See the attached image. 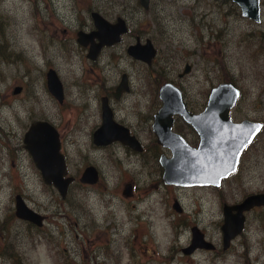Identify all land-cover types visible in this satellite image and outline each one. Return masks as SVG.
I'll list each match as a JSON object with an SVG mask.
<instances>
[{"label":"rangeland","instance_id":"rangeland-1","mask_svg":"<svg viewBox=\"0 0 264 264\" xmlns=\"http://www.w3.org/2000/svg\"><path fill=\"white\" fill-rule=\"evenodd\" d=\"M90 11L128 23V34L97 61L110 68V82L128 75L132 89L119 103L120 117L137 108L139 96L145 114L154 111L164 81L180 87L194 111L218 82L229 78L239 88L231 119L258 121L262 128L219 187L165 185L157 178L156 162L140 169L121 149L92 145L91 116L89 122L85 118L94 99L82 104L87 85L75 79L89 62L68 39L77 28L92 27ZM40 29L47 34L56 29L57 38L41 39ZM262 32L264 13L254 24L230 0H150L147 11L137 0H0V264H264V208L246 213L243 231L224 250L220 230L222 204L264 190V61L254 54ZM133 34L151 40L156 53L150 66L126 55ZM185 63L190 71L179 78ZM47 67L66 83L62 103L46 89ZM15 86L21 89L13 94ZM93 116L94 124L98 116ZM39 119L58 131L67 174L76 176L64 198L42 181L22 146L27 125ZM147 128L141 131L145 138ZM181 131L193 138L189 130ZM87 163L101 169L90 186L77 181ZM130 177L138 182L124 196ZM16 194L43 216L40 227L14 216ZM174 199L180 213L171 208ZM193 225L214 250L181 252Z\"/></svg>","mask_w":264,"mask_h":264},{"label":"water","instance_id":"water-1","mask_svg":"<svg viewBox=\"0 0 264 264\" xmlns=\"http://www.w3.org/2000/svg\"><path fill=\"white\" fill-rule=\"evenodd\" d=\"M149 0H138L146 8ZM238 7L240 15L254 21H259L258 0H230ZM90 18L94 29L89 33L79 31L77 41L81 45L89 43L88 56L93 58L100 47L110 46L120 41V36L126 32L124 20L117 17L113 22L103 18L95 11H91ZM96 38L97 42L93 39ZM126 52L131 57L149 64L155 55V48L151 41L143 43L136 41L128 45ZM188 65H184L180 75L187 73ZM46 86L51 95L58 101L62 100L60 82L53 70L46 73ZM118 88L117 90H120ZM20 90L15 87L13 93ZM238 96V90L230 82H221L211 88L207 103L199 114L189 113L182 101L179 89L170 82H164L158 91L161 106L154 115L153 131L157 142L171 151V156H160L162 167V181L164 184L176 186H208L217 187L221 179L232 173L243 147L261 129V123L243 120L232 123L228 118V110ZM105 110H103L104 112ZM179 114L190 123L199 133L200 141L197 148L189 147L178 135L170 130L171 115ZM110 114L103 113L102 124L93 132V143L105 145L113 140L129 143V139L110 127ZM24 149L30 155L34 166L40 173L42 181L51 185L61 198L67 193L72 177L67 176V169L63 155L59 151L58 133L54 126L46 120L31 122L22 136ZM134 145V144H133ZM97 180L96 169L86 166L80 174L81 183L93 184ZM127 194V188L123 190ZM264 205V191L246 196L240 202L222 205V248L225 249L230 240L239 234L243 228L244 212L254 206ZM172 208L179 212L176 200ZM16 218L29 222L36 227L43 223L39 213L28 207L23 199L14 197V211ZM212 245L202 239V234L196 227L191 229V241L182 248V252L190 253L195 248H210Z\"/></svg>","mask_w":264,"mask_h":264},{"label":"flooded vegetation","instance_id":"flooded-vegetation-1","mask_svg":"<svg viewBox=\"0 0 264 264\" xmlns=\"http://www.w3.org/2000/svg\"><path fill=\"white\" fill-rule=\"evenodd\" d=\"M232 2V1H231ZM137 3H138V0H137ZM233 3V2H232ZM233 4H235V3H233ZM138 5H139V7L142 9V10H144V11H147L148 9H149V7H150V0L148 1V6L146 7V8H143L139 3H138ZM50 7H51V10H53V6H52V2L50 1ZM258 7H259V21H254V20H251V19H249V18H246V17H244V18H246V19H248L250 22H252V23H254V24H259L260 22H261V20H262V15H263V13H264V11H263V9H264V0H258ZM95 12H97L98 14H100L103 18H105L100 12H98V11H95ZM90 13H91V11L89 12V17H90ZM3 17H5V16H3ZM117 17H120V16H117ZM116 17V18H117ZM243 17V16H242ZM115 18V19H116ZM120 18H122L123 20H124V23H125V25H126V27H127V30H126V32L125 33H123L121 36H120V41L122 40V38L125 36V35H127L128 34V32H129V27H128V23H127V21H126V19L124 18V17H120ZM91 19V18H90ZM106 19V18H105ZM106 20H108V19H106ZM92 22V21H91ZM110 22H113V21H110ZM39 24V23H38ZM94 29V26H93V24H92V27H89V29H87L86 27H82V28H77V30H75L74 32H73V34L72 35H69L68 34V39H71V40H73L74 42H75V44H76V46L79 48V49H82L83 51H85V53H84V55H83V57L86 59V60H88V62H89V65L82 71V73L80 74V75H78V74H76L75 75V79H76V81L77 82H79L80 84H82L83 86H85V85H87L86 86V91L84 92V95H83V100H82V104H86L87 102H89L92 98L94 99V106H92V105H90L89 106V109H88V111L91 113V114H89L88 116H86V118H85V122H89V120L88 119H90V116H91V123H90V127L88 128V131H87V134H89L90 135V137H91V143H92V145L93 146H98V147H101V146H103V147H101V148H105V146H106V148L107 147H111V148H113L112 149V151L111 152H114V150H116V151H118L119 149H121L123 152H124V154H126L127 155V157H132V160L131 161H133L134 163H138L139 164V166H140V169H145V167H146V165H148V164H151V163H155L156 162V166H158V168H156V170L158 171L157 172V178H158V180H160L161 182H162V184H164L163 183V181H162V167H161V165H160V163H159V158H160V156H163V157H165V158H169L170 156H171V151H170V149L168 148V147H165V146H162V145H160L158 142H157V139H156V135H155V133H154V131H153V123H154V115L157 113V111H158V109L160 108V106H161V100L159 99V97H158V91H159V88H160V86L164 83V82H170L172 85H174V86H176L178 89H179V91H180V94H181V98H182V101H183V103L185 104V107H186V109H187V111L189 112V113H193V114H199V113H201L202 111H203V109L205 108V106H206V103H207V98H208V94H209V92H210V90H211V88H213L214 86H212L209 90H208V92H207V94H206V96H205V98H204V100H203V102H202V108H200L199 110H197V111H194V110H191L189 107H188V105L186 104V100L184 99V91H182V89L180 88V87H178L177 85H175L172 81H164V82H162L159 86H158V89H157V98H158V100H159V105L157 106V108L154 110V111H151L150 112V110L151 109H149V112L147 113V114H145V112L142 110V107H140V103H141V101H140V99H141V97L139 96V98H138V101H137V108H133L132 109V111H130V112H128V113H126L125 115H124V117L122 118V117H120L119 115H118V109L120 108L119 107V103H120V101L123 99V97L126 95V94H128L129 92H131V89H132V87H131V85H130V81L128 80V75L126 74V73H121L120 74V76H119V79H118V81H115V82H110L109 81V76H108V72H109V69L110 68H108L105 64H103V65H101V63L100 64H97V61L99 60V58H100V56L102 55V53H103V51H104V49L106 48V47H110V46H112V45H114V44H112V45H110V46H102V47H100L99 48V50L97 51V53L95 54V56L93 57V58H91V57H89L88 56V49H89V43H87L86 45H81V44H79L78 43V41H77V33L79 32V31H82V32H84V33H89V32H91L92 30ZM65 32V30L63 29V34H65L64 33ZM39 34H40V36H41V39H56L57 38V30L56 29H54V30H51L48 34H47V31L45 30L44 32H42V30L40 29V31H39ZM133 36H134V43L136 42V41H138L139 43H143L146 39H149V38H144L143 39V41L137 36V35H135V34H133ZM259 38H260V43H259V46H258V50H255L254 49V54H258V58H262V60L264 61V33L262 32L260 35H259ZM150 40V39H149ZM43 41V40H42ZM93 41L94 42H97V39L96 38H94L93 39ZM120 41H118L117 43H119ZM151 41V40H150ZM74 42H72V41H70L68 44H74ZM116 44V43H115ZM130 44H133V43H130ZM130 44H128V45H130ZM128 45L125 47V53H126V55L128 56V57H130L131 59H133V60H137V61H140V60H138V59H135V58H133V57H131L130 55H128L127 54V52H126V49H127V47H128ZM63 46H65V44H63ZM41 48H43V53H44V59H48V53H46L45 51H44V44L42 43V47ZM257 48V47H256ZM257 51H258V53H257ZM156 53V52H155ZM154 57H155V55H154ZM154 57L151 59V61H150V63L149 64H146L145 62H142V61H140V62H142V63H144L146 66H150L151 64H152V61H153V59H154ZM184 65H188L189 66V70H188V72L187 73H189V71H190V65L188 64V63H185ZM263 66H264V62H263ZM184 67V66H183ZM53 70L54 71V73L56 74V76H57V78H58V80H59V82H60V85H61V89H62V100H61V102H58L53 96V98L58 102V103H62V102H64L65 101V99H66V87H65V84L66 83H64V82H61L60 81V79H59V76H58V74L56 73V71L53 69V68H51V67H47V69H46V71H45V73H44V78H45V76H46V73H47V71L48 70ZM182 70H183V68H182ZM182 70H181V72H182ZM181 72H179V73H177V77H182V76H184L185 74H187V73H185V74H182V75H180L181 74ZM221 82H230V83H232L233 85H234V87L238 90V96H237V98L235 99V101H234V103H233V105L229 108V110H228V118L230 119V121L232 122V123H240L241 121H243V120H247V121H252V120H250V119H247V118H243V119H240V120H233V119H231V117H230V112H231V110H233L234 109V107H235V104H236V102H237V99L239 98V96H240V94H241V92H240V90H239V88L235 85V83L232 81V80H229V78L228 79H225V80H223V81H221ZM221 82H218L216 85H218L219 83H221ZM215 85V86H216ZM45 86H46V78H45ZM15 87H20V86H15ZM15 87H13V89L15 88ZM118 88H121L120 90H117ZM13 89H12V93H13ZM20 89H21V87H20ZM46 89H47V86H46ZM48 90V89H47ZM65 90V91H64ZM20 91V90H19ZM18 91V92H19ZM18 92H16V93H18ZM49 92V91H48ZM16 93H13V94H16ZM50 93V92H49ZM51 94V93H50ZM92 99V100H93ZM103 110H105L104 112H103ZM107 112L110 114V118H109V120H110V123L111 124H109V126L110 127H113L115 130H114V132H116V133H120V134H124L128 139H129V142L132 144V145H130L129 143H122L120 140H113V141H111L110 143H108V144H105V145H96V144H94L93 143V132L102 124V117H103V113H105V114H107ZM94 114H96L97 116H98V120L93 124L92 122V120L94 119ZM171 119H172V122H171V126H170V130H171V132L172 133H174V134H176V135H178L189 147H191V148H197L198 147V144H199V141H200V136H199V133H198V131L190 124V123H188L187 121H185L179 114H173V115H171ZM39 120H43V119H39ZM80 120H83V118L81 117V118H78V121H80ZM35 121V120H34ZM47 121V120H46ZM31 122H33V121H31ZM30 122V123H31ZM49 122V121H48ZM177 122H179L180 124H181V127H183L185 130H189L188 132L192 135V139H189V138H187L186 137V135H184L183 134V132L181 131V127H178L177 126ZM255 122H258V121H255ZM29 123V124H30ZM50 123V122H49ZM140 123H142L141 125H140ZM261 123V122H260ZM28 124V125H29ZM52 124V123H51ZM27 125V126H28ZM53 125V124H52ZM148 125V128H147V132H148V135H146L147 136V138H145V136H144V133H141V131H144V130H146L145 129V127ZM261 125H262V123H261ZM54 126V125H53ZM27 128V127H26ZM55 128V127H54ZM261 128H262V126H261ZM56 129V128H55ZM26 130V129H25ZM57 131V130H56ZM260 131V130H259ZM25 132V131H24ZM57 133H58V131H57ZM257 134V133H256ZM23 136V135H22ZM256 136V135H255ZM254 136V137H255ZM254 137L252 138V140L254 139ZM58 139H59V133H58ZM252 140L247 144V145H245L244 147H243V149H242V151L240 152V154H239V156H238V160H237V165H238V162H239V158H240V156H241V154H242V152L251 144V142H252ZM59 144H60V139H59ZM134 144V145H133ZM23 146V145H22ZM24 147V146H23ZM59 151H60V147H59ZM27 152V151H26ZM151 153L152 154V158H154L155 157V159L152 161V162H150V160H152V159H148V158H150V157H147L146 156V154L147 153ZM60 153L63 155V157H64V161H65V165H66V158H65V155L60 151ZM117 161H121L123 158H122V156H116V158H115ZM116 161V162H117ZM115 162V161H114ZM89 165H91V164H89V163H87V164H85L84 165V167H83V169L86 167V166H89ZM237 165H236V167H237ZM93 166V165H92ZM95 169H96V172H97V180H96V182L100 179V173H101V169L100 168H97L96 166H93ZM66 169H67V166H66ZM82 169V170H83ZM235 170H236V168H235ZM234 170V171H235ZM233 171V172H234ZM232 172V173H233ZM135 173V172H134ZM144 174H145V172H143ZM232 173H230V174H232ZM81 174V173H80ZM80 174H79V176H77V181H78V183L79 184H82V185H87V186H90V185H93V184H87V183H81L80 181H79V177H80ZM137 174V173H136ZM229 174V175H230ZM228 175V176H229ZM67 176H70V177H72V181H71V183L76 179V176H73V175H70V174H67ZM227 176V177H228ZM135 177V176H134ZM134 177H130L129 179H126L125 181H124V186H123V189H122V194L124 195V196H130L131 194H132V192H131V190H132V186L133 185H131L132 183H134V182H138V181H136L135 179H133ZM227 177H225V178H227ZM225 178H223V179H225ZM223 179H221V181L223 180ZM142 181V180H141ZM221 181H220V184H221ZM95 182V183H96ZM70 183V184H71ZM69 184V185H70ZM165 185H167V184H165ZM169 185H171V184H169ZM208 186H212V185H208ZM220 186V185H219ZM219 186H217V187H219ZM69 187V186H68ZM212 187H214V186H212ZM216 187V188H217ZM125 188H127V194L128 195H125L124 193H123V190L125 189ZM67 190H68V188H67ZM264 191V190H263ZM263 191H260V192H263ZM260 192H254V193H260ZM254 193H250V194H254ZM250 194H247V195H245L242 199H244L246 196H248V195H250ZM16 195H19L20 196V194H16ZM15 195V196H16ZM14 196V197H15ZM21 197V196H20ZM22 198V197H21ZM241 199V200H242ZM174 200H176V199H174ZM173 200V201H174ZM241 200H239V201H237V202H234V203H232V204H235V203H238V202H240ZM173 201H172V203H173ZM176 202H177V200H176ZM172 203H171V208H172ZM178 203V202H177ZM225 204V203H224ZM179 205V204H178ZM223 205V204H222ZM227 205H231V204H227ZM179 208H180V211L178 212V213H180L181 211H182V209H181V207H180V205H179ZM259 208H264V205H260V206H254V207H252L251 209H249L248 211H245L243 214H244V222H243V228H244V223H245V215H246V213H248L249 211H252V210H255V209H259ZM173 209V208H172ZM174 210V209H173ZM221 210H222V207H221ZM41 217H42V221H43V216L41 215ZM29 223V222H28ZM31 224V223H30ZM222 224V223H221ZM221 226V225H220ZM194 227H196V226H191L190 228H189V231H190V238H189V243H190V241H191V229L192 228H194ZM197 228V227H196ZM243 228H242V230H241V232L243 231ZM198 229V228H197ZM221 230V229H220ZM199 231V230H198ZM200 232V231H199ZM240 232V233H241ZM201 233V232H200ZM222 233V232H221ZM239 233V234H240ZM202 234V233H201ZM238 235V234H237ZM236 235V236H237ZM236 236H234V237H236ZM233 237V238H234ZM222 238V237H221ZM232 238V239H233ZM202 239L204 240V238H203V234H202ZM231 239V240H232ZM230 240V241H231ZM204 241H206V240H204ZM206 242H208V241H206ZM189 243H188V245H189ZM208 243H210V242H208ZM211 244V243H210ZM229 244H230V242H229ZM228 244V245H229ZM188 245H186V246H188ZM212 245V244H211ZM185 246V247H186ZM228 247V246H227ZM226 247V248H227ZM182 248H184V247H182ZM182 248L180 249L181 250V252H182ZM225 248V249H226ZM196 249V248H195ZM195 249H193V250H195ZM200 249V248H199ZM203 249H207V248H203ZM215 249V246H213L212 245V247H210V248H208L207 250H214ZM223 249V248H222ZM192 250V251H193ZM224 250V249H223ZM191 251V252H192ZM184 253V252H183ZM64 264H66V262H64Z\"/></svg>","mask_w":264,"mask_h":264},{"label":"bare ground","instance_id":"bare-ground-1","mask_svg":"<svg viewBox=\"0 0 264 264\" xmlns=\"http://www.w3.org/2000/svg\"><path fill=\"white\" fill-rule=\"evenodd\" d=\"M238 237V236H237ZM233 241V240H232ZM200 254V253H199ZM179 259V258H178ZM180 261V260H179Z\"/></svg>","mask_w":264,"mask_h":264}]
</instances>
